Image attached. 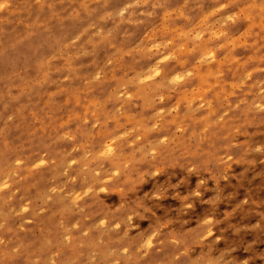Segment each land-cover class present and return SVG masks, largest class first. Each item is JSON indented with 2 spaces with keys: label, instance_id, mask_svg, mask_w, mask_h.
Returning <instances> with one entry per match:
<instances>
[{
  "label": "clouds",
  "instance_id": "1",
  "mask_svg": "<svg viewBox=\"0 0 264 264\" xmlns=\"http://www.w3.org/2000/svg\"><path fill=\"white\" fill-rule=\"evenodd\" d=\"M0 264H264V0H0Z\"/></svg>",
  "mask_w": 264,
  "mask_h": 264
}]
</instances>
